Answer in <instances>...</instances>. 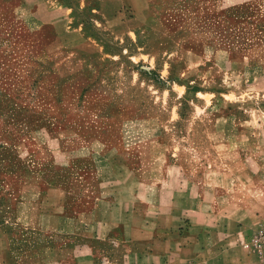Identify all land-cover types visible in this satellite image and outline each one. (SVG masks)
I'll use <instances>...</instances> for the list:
<instances>
[{"label":"rangeland","instance_id":"1","mask_svg":"<svg viewBox=\"0 0 264 264\" xmlns=\"http://www.w3.org/2000/svg\"><path fill=\"white\" fill-rule=\"evenodd\" d=\"M89 7L0 0V223L15 227L23 183L56 185L102 156L159 154L195 182L212 168L264 180V0L202 22L177 13L166 38L106 31ZM78 24L82 45L56 41ZM168 39L199 52H159Z\"/></svg>","mask_w":264,"mask_h":264},{"label":"crops","instance_id":"2","mask_svg":"<svg viewBox=\"0 0 264 264\" xmlns=\"http://www.w3.org/2000/svg\"><path fill=\"white\" fill-rule=\"evenodd\" d=\"M244 3L78 0L81 9L92 5L100 28L146 38L156 31L169 37L167 24L180 19L177 13L202 22ZM83 27L58 29L56 41L71 47L68 40L76 37L82 45L88 40ZM157 44L163 53L199 52L175 40ZM206 51L198 67L209 72L216 65ZM98 159L93 172L72 173L56 185L37 180L19 186L15 227L0 223V264H261L245 246L264 214L262 178L212 168L195 182L167 158L160 164L159 154H141L136 163L128 157Z\"/></svg>","mask_w":264,"mask_h":264},{"label":"built area","instance_id":"3","mask_svg":"<svg viewBox=\"0 0 264 264\" xmlns=\"http://www.w3.org/2000/svg\"><path fill=\"white\" fill-rule=\"evenodd\" d=\"M245 247L249 255L255 257L261 264H264V220L256 226L253 235Z\"/></svg>","mask_w":264,"mask_h":264}]
</instances>
